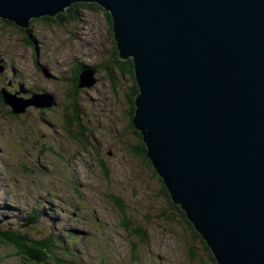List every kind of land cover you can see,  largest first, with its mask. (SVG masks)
Here are the masks:
<instances>
[{
  "label": "rangeland",
  "instance_id": "rangeland-1",
  "mask_svg": "<svg viewBox=\"0 0 264 264\" xmlns=\"http://www.w3.org/2000/svg\"><path fill=\"white\" fill-rule=\"evenodd\" d=\"M6 22L0 19V90L51 95L55 103L16 114L0 103V231L58 236L59 264H214L136 154L126 98L132 83L121 76L104 9L80 6L61 21L31 19L27 29ZM77 69L78 85L95 71V83L77 91L78 140L66 124L77 107L70 95ZM33 209L40 220L27 229ZM0 264L26 262L0 239Z\"/></svg>",
  "mask_w": 264,
  "mask_h": 264
},
{
  "label": "water",
  "instance_id": "water-1",
  "mask_svg": "<svg viewBox=\"0 0 264 264\" xmlns=\"http://www.w3.org/2000/svg\"><path fill=\"white\" fill-rule=\"evenodd\" d=\"M77 3L110 15L133 61L132 124L172 202L217 264H264V0H0V19L27 29ZM1 94L13 114L55 103Z\"/></svg>",
  "mask_w": 264,
  "mask_h": 264
},
{
  "label": "trees",
  "instance_id": "trees-1",
  "mask_svg": "<svg viewBox=\"0 0 264 264\" xmlns=\"http://www.w3.org/2000/svg\"><path fill=\"white\" fill-rule=\"evenodd\" d=\"M80 6H84L88 9H99V6L96 4H88V3H82V4H73L71 7H69L63 14L58 15L56 18H41L39 20L42 21H47V22H52V21H61V19H68L69 15L71 16V14H75ZM106 12V11H105ZM106 15L111 23V27H112V21L110 18V15L106 12ZM9 25H13L12 23H8ZM23 31V30H21ZM113 31V29L111 30V32ZM26 33H28V31H25ZM113 33V32H112ZM34 41V39H32ZM117 49L115 47V56L118 59V53L116 52ZM115 57V58H116ZM119 60V59H118ZM119 64L122 65V67L120 66L121 69V76L127 78L129 81H131L132 83V87H131V92L127 94V101L128 103L131 105V126L133 127V116H134V102H135V96L138 94L139 90L136 84V80H135V75H134V67H133V61L131 59L125 61V62H121L120 60L118 61ZM118 64V63H117ZM92 70V69H91ZM77 72H75V78H73L74 81H72V91L73 93H71L70 95H74L71 98V104L76 103V109H74V113L70 114V118H67L66 124L69 126H72L71 128H75L76 133L78 131V134L73 136L71 134V136L73 138H75L76 140H78L79 137L77 136H81V133H79V128L82 129L83 125L81 124V119L79 117L80 114H82V108L77 105L78 103V90H79V85H78V76L79 73L81 72L79 69L76 70ZM110 80L114 81V78L110 76ZM22 97H25V91L24 89H19ZM2 90H0V103H3V97L1 94ZM68 94V96H70ZM48 109H44V110H49ZM66 129H68L69 131H71V128L66 126ZM135 132V134L137 135L138 139H139V145L135 148L136 149V154H138L139 156H141L142 159H144L147 163H149V165L151 164V162L147 159V149L142 141V137L140 135V133L138 131H136L134 128H132ZM83 130V129H82ZM102 167H104V164H102ZM151 167V165H150ZM105 168V167H104ZM153 173L157 174L155 172V170L152 168ZM160 182L163 184V181L159 178ZM163 192L165 194V197L169 200V203L171 205V207L176 210L180 217L185 221V225L187 226V228L189 229L190 232L193 233L194 237L198 240H200L201 244L203 245L204 249L208 252L211 261L214 264H217L213 254L211 253L209 247L207 246L206 242L202 239V237L194 230L193 226L191 225V223L186 219V215L185 213L181 210V208L179 206H176L172 200L170 199V196L168 194V191L166 190L164 184H163ZM39 214L38 212L33 209V212L30 214V216L27 218L28 223L25 226L27 229L31 227L32 224H36L38 223V221L40 220L39 218ZM7 222V221H5ZM5 222L3 223V225L5 224ZM2 221L0 220V226ZM8 225V224H7ZM10 227H15V226H11L8 225ZM32 228V227H31ZM56 236V235H55ZM0 239L3 240L7 245H9L10 247H12L18 257L26 262V264H51L52 261L56 262V263H60L59 259L56 258V252L55 249H58V247L55 248L54 246V242L55 239H59L58 236L56 237H46V238H42L39 240H32L30 237L26 236L23 233H20L19 231H4L1 232L0 231Z\"/></svg>",
  "mask_w": 264,
  "mask_h": 264
},
{
  "label": "flooded vegetation",
  "instance_id": "flooded-vegetation-1",
  "mask_svg": "<svg viewBox=\"0 0 264 264\" xmlns=\"http://www.w3.org/2000/svg\"><path fill=\"white\" fill-rule=\"evenodd\" d=\"M31 95H32V94H31ZM31 95L28 93V95H27V96H25L24 98L28 99V98H30V97H31Z\"/></svg>",
  "mask_w": 264,
  "mask_h": 264
},
{
  "label": "bare ground",
  "instance_id": "bare-ground-1",
  "mask_svg": "<svg viewBox=\"0 0 264 264\" xmlns=\"http://www.w3.org/2000/svg\"><path fill=\"white\" fill-rule=\"evenodd\" d=\"M142 137V136H141ZM5 219V218H4ZM6 220V219H5ZM77 236V235H76Z\"/></svg>",
  "mask_w": 264,
  "mask_h": 264
}]
</instances>
